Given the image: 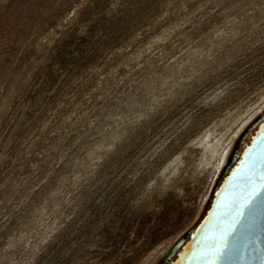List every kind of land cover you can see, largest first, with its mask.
I'll list each match as a JSON object with an SVG mask.
<instances>
[{
	"label": "rangeland",
	"instance_id": "374dc122",
	"mask_svg": "<svg viewBox=\"0 0 264 264\" xmlns=\"http://www.w3.org/2000/svg\"><path fill=\"white\" fill-rule=\"evenodd\" d=\"M263 123L264 0H0V264H173Z\"/></svg>",
	"mask_w": 264,
	"mask_h": 264
},
{
	"label": "water",
	"instance_id": "95a60500",
	"mask_svg": "<svg viewBox=\"0 0 264 264\" xmlns=\"http://www.w3.org/2000/svg\"><path fill=\"white\" fill-rule=\"evenodd\" d=\"M261 181H264V123L217 190L187 243L188 250L181 254L182 264H209L214 259L215 242L229 228L251 188L260 186ZM216 264H264V198L247 211Z\"/></svg>",
	"mask_w": 264,
	"mask_h": 264
},
{
	"label": "snow or ice",
	"instance_id": "6c2138e0",
	"mask_svg": "<svg viewBox=\"0 0 264 264\" xmlns=\"http://www.w3.org/2000/svg\"><path fill=\"white\" fill-rule=\"evenodd\" d=\"M264 198V181H261L260 186H253L248 192L243 203H241L233 221L230 223L229 228L226 229L220 236L219 240L214 244V259L210 260L209 264H216V261L220 259L228 245V239L232 232L238 227V225L243 221L247 211L255 204L258 199Z\"/></svg>",
	"mask_w": 264,
	"mask_h": 264
},
{
	"label": "bare ground",
	"instance_id": "6f19581e",
	"mask_svg": "<svg viewBox=\"0 0 264 264\" xmlns=\"http://www.w3.org/2000/svg\"><path fill=\"white\" fill-rule=\"evenodd\" d=\"M240 127V126H239ZM237 129V128H236ZM263 129V128H262ZM238 130V129H237ZM233 134V133H232ZM230 152V146H228L227 148H225V150L222 152V154L220 155L219 159H218V162H217V165H216V170L217 172H220V170L222 169V167L225 165L226 163V160L228 158V154ZM218 174V173H217ZM188 244H186L184 246V251H187L188 250ZM182 256L180 255V257L178 258L177 261H175L173 264H182Z\"/></svg>",
	"mask_w": 264,
	"mask_h": 264
}]
</instances>
